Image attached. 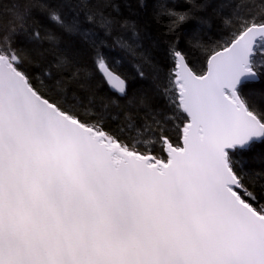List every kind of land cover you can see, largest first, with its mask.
<instances>
[{"label":"snow or ice","instance_id":"1","mask_svg":"<svg viewBox=\"0 0 264 264\" xmlns=\"http://www.w3.org/2000/svg\"><path fill=\"white\" fill-rule=\"evenodd\" d=\"M192 8L0 0V264H264V0ZM160 17L174 68L136 87L109 49Z\"/></svg>","mask_w":264,"mask_h":264},{"label":"trees","instance_id":"2","mask_svg":"<svg viewBox=\"0 0 264 264\" xmlns=\"http://www.w3.org/2000/svg\"><path fill=\"white\" fill-rule=\"evenodd\" d=\"M54 7L61 3V0H50ZM135 2V0H133ZM160 2L166 3L169 7H173L176 11H192L197 15H203V10L198 8H192L193 3H197L198 0H160ZM243 2V0H242ZM86 12L87 9H84ZM225 13L231 14L234 9L225 6ZM228 15H216L212 16L210 23L202 25L201 28L196 30V34L206 38V44L210 47H216L217 44H223L224 39L228 38L233 31L232 24L228 23ZM11 20L8 16L0 20V27H6ZM169 21L160 17L150 25V31L147 38H142V32L137 29L136 35H132L130 31L122 30L121 35L132 45L131 51H121L119 48L113 47L109 51L112 55L109 57L113 69L122 77L127 78L130 84L138 87L140 81L147 84L156 82L159 86L166 85L167 74L174 68V61L170 54V47L172 43V36L168 32L167 24ZM195 24L196 21H190ZM55 24L51 20H47L41 27L40 39L43 41L45 34L49 31H55ZM135 41V43H133ZM69 43V38L64 36L62 42L57 46L52 47V53H56L65 48ZM44 47H49L48 44H44ZM189 62H195L199 71L205 70L206 55L203 49L198 52H190L188 56ZM143 72L144 76L140 77L139 73ZM159 76L157 80L156 77ZM169 116H173L172 112L168 113ZM115 117V114H114ZM142 131V130H141ZM135 136L136 130L133 129L129 133ZM144 139H148L147 135H144Z\"/></svg>","mask_w":264,"mask_h":264}]
</instances>
